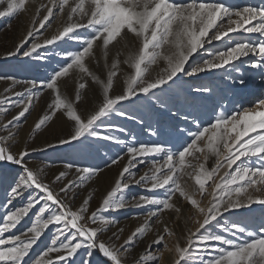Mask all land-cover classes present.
Listing matches in <instances>:
<instances>
[{"label":"snow or ice","instance_id":"snow-or-ice-1","mask_svg":"<svg viewBox=\"0 0 264 264\" xmlns=\"http://www.w3.org/2000/svg\"><path fill=\"white\" fill-rule=\"evenodd\" d=\"M30 2L36 0H0V5H4L0 18H15L27 11ZM54 9H57L55 13ZM42 11L44 15L41 17ZM54 18H63L62 27L50 38L36 42V33L46 25L50 26ZM241 31L259 34L260 39L232 44L225 40V37L231 40L230 33ZM29 39L33 40L30 47L21 52ZM73 41L76 50H62V66L53 69L49 77L39 82L41 89L51 90L52 99L47 105L48 111L33 129V132L40 130L59 114L70 125L66 137L29 150L20 145L18 133L10 128L25 118L33 100L39 99L40 93L33 92L38 87L37 81H24L28 87L20 92L12 91L11 87L5 89V92L21 97L18 101L0 96V114H7L13 107L20 109L6 123L0 122V164L20 169L6 189V204L11 205L27 194L24 206L6 210L0 219V264H29L26 257L53 225L56 226L53 238L31 260V264H75L78 254L81 264H91L94 253L105 258V264H160L165 252L170 254L171 264H264V217H261L257 230L247 222H220L224 214L234 210L264 206V98L257 99L250 107L229 111L226 107L217 108L218 102L225 97L222 90L209 84L201 83L186 92L183 104L175 94L169 95L181 74L199 77L218 69L230 68L227 78L241 86L246 83L245 72L257 70L250 79L259 76L264 85V0L258 5L245 6L229 5L223 0H71V3L70 0H47L37 6L26 38L6 55L14 57L19 53L32 57L36 54L37 58L46 59L40 57V49L57 42ZM213 41H224L225 47L207 52L205 44ZM113 49H116L114 55ZM201 49H205L206 56L193 59ZM242 57L250 59L242 61ZM236 61L248 67L242 71ZM90 62L98 67L102 65L104 78L90 69ZM121 64L130 69L122 76ZM73 73L77 74L74 100L63 95L60 87L61 80ZM232 73L238 76L234 78ZM118 76L121 85L116 92ZM86 78H91L98 86L97 102L85 105V111L81 112L76 105L88 88ZM0 79L18 83L13 77ZM140 98H145L151 106L167 107L173 118L179 116L187 126L176 129L175 134L183 139L177 151L165 143L137 144L135 137H131L132 143H127L99 130L115 128L110 123L115 116L135 119V115L129 117L122 110V105L125 101L134 103ZM197 100L213 104V114L206 124L191 110H185L194 108ZM172 108L176 111L172 112ZM151 134L156 135L154 131ZM89 138L124 145L128 160L96 209L90 210L93 195L88 194L73 210L72 201L77 195L74 190L83 188L103 169L68 163L65 170L55 175L51 182H46L44 169L29 167L26 157L30 151L73 147ZM149 157L152 158L151 167L137 179L132 168L145 163ZM121 159L122 156L113 158L111 165L118 164ZM209 160L212 161L211 167L206 166ZM186 169L193 171L187 172ZM221 170L223 175H220ZM73 173L74 178L69 179ZM186 176L194 179L192 191L184 183ZM216 176H220L219 182L215 181ZM53 184L60 186L57 189L52 187ZM132 184L152 193H159V190L163 193L126 199L125 192ZM177 195L189 205L188 211L192 215L183 221L184 244L177 239L169 247L165 237H175L176 233L163 223L161 217L165 211L175 213L176 220L184 215L182 205L174 200ZM205 196L210 197L207 205L204 204ZM37 206L38 211L27 229L20 234L5 236ZM129 206H152L146 213L145 223L137 227L123 244L119 243L122 228L113 232L107 241L101 240L100 236L118 223L104 213ZM152 218L155 220L149 223ZM152 224L162 225V232L150 242L143 255L129 259V247L151 231ZM189 224L194 225L195 230ZM217 227L219 231L215 230ZM152 245L162 247L152 249Z\"/></svg>","mask_w":264,"mask_h":264},{"label":"rangeland","instance_id":"rangeland-1","mask_svg":"<svg viewBox=\"0 0 264 264\" xmlns=\"http://www.w3.org/2000/svg\"><path fill=\"white\" fill-rule=\"evenodd\" d=\"M42 2L47 3V0H36L35 3L30 2L27 5V11L21 12L11 20H9L8 17L0 18V77H13L15 81L18 82L13 84V81L10 79H0V95H9L12 101H18L21 97L13 96L11 93L9 94L8 92H5V89L11 87L14 92L24 91L28 86L23 82L33 80L37 81L38 84V87L33 89V92L40 93L39 99L33 100L30 112L26 114V117L21 118L14 127L10 126L13 131L18 133L20 145L27 147L29 150L32 148H42L47 143H56L59 138L66 137L70 130L69 122L57 114V117L51 120L48 125L33 132L35 123L48 111L47 105L52 99L51 90L41 89L39 87V82L49 77L52 74L53 69H58L62 66L64 63L62 50H76V43L74 41L68 43L57 42L55 45L40 49V57H46V59H39L36 54H33L32 57H24L19 53L14 57H8L6 55L7 52L14 50L21 40L26 38L27 32L31 27L32 19L36 14V8ZM223 2L229 5L245 6L248 4L258 5L262 0H223ZM3 8L4 5H0V10H3ZM56 11L57 9H54V13ZM43 15L44 12L42 11L40 16L42 17ZM62 20L63 18L59 20L54 18L53 21L50 22V26L46 25L44 29H40L39 32L36 33V42H42L43 39L50 38L55 34V31L62 27ZM80 31L84 32V30ZM229 35L231 40H229L228 37H225V40L230 44L234 42L256 41L260 39L259 34L243 33L242 31L238 33H230ZM32 42L33 40L29 39L28 43L25 44V48L21 49V52L27 47H30ZM119 47L120 45H117V48ZM224 47V41H213L212 44H205L207 52L222 50ZM205 49L199 50L193 59L205 57ZM115 52L116 49H113L112 55H114ZM112 55H110V61ZM121 59H123V56ZM249 59V57L241 58L242 61H248ZM191 63L192 60L190 59L189 64ZM235 63L241 66L242 71L248 67L247 64H242L241 61H236ZM89 67L97 75H101V78L105 77V71L103 70L102 65L98 67L90 62ZM120 67L122 69L121 76L124 71H130L126 65L121 64ZM228 71H231V69L213 70L209 73L200 74L199 77H187L181 74L180 77H178V83L173 85L169 95L175 94L176 99L183 104L186 92H190L193 87L199 86L201 83L209 84L222 90L225 97L218 102L217 108L226 107L229 111L233 108L250 107L258 98H264V85L261 84L259 76H256L255 79H250L257 70L248 69V71L245 72L246 83L243 86L229 80L227 78ZM232 75L234 78L238 76L237 73H232ZM86 79L88 81V88L84 90L83 99L76 105L78 111L81 112L85 111V105H94L97 102L96 94L98 86L91 81V78ZM120 85L121 79L118 76L115 82L116 92H119ZM60 87L63 95L74 100L77 88V74L73 73L69 77L62 79ZM26 96L27 93H25V97ZM189 99H191V97H189ZM19 110V108L13 107L7 114H0V122L6 123L8 120L16 116ZM122 110L127 112L129 117L135 115V119L115 116L110 121L111 124L115 125V128L111 130L101 128L99 130L104 134L125 140L127 143L133 142L131 137L136 138L135 142L137 144L165 143L167 146L171 147L173 151H177L183 143V139L178 137L175 132L177 127L183 129L187 126L180 120L179 116L173 118L167 107H161L158 104L151 106L145 98H140L134 103H129L127 101L123 102ZM185 110H191L194 116H199L202 122L206 124L213 114V104L204 100H197L194 108H186ZM175 111L176 109L172 108V112ZM153 131L156 135L151 134ZM125 151L124 145L117 144L114 141L89 138L83 144L76 143L73 147L61 146L50 148L46 151H30V155L26 157V159L28 160L29 167L33 169H44L43 178L46 182H51L55 175L60 171L65 170V165L68 163H75L80 166H99L102 168L103 171L99 176L94 177L83 188L74 190L77 192V195L72 201L73 210L80 205L82 200L88 194L93 195V199L90 202V210H94L101 203L102 197L108 190H110L114 180L118 177V173L126 165L128 156L125 154ZM121 156L123 159H121L118 164L111 165V160L113 158ZM151 159L152 158L149 157L145 160V163L138 164L136 167L132 168V171L137 173V179L151 167ZM156 159L160 160V157H156ZM202 160L203 157L201 156V162ZM192 162L197 163L195 160H192ZM211 165L212 162L208 161L206 166L211 167ZM186 171L192 172L193 170L186 169ZM19 173L20 169L18 166L0 164V219H2L6 210L19 208L26 203L27 194L23 198L14 200L11 205L6 204V189L8 188V185L12 183L13 178ZM220 175H223L222 170ZM74 176L75 174L73 173L70 174L68 178L73 179ZM214 179L216 182H219L220 176H216ZM184 183L189 191L193 190L195 186L194 179L186 176L184 178ZM59 186V184L52 185V187L57 189ZM211 191L212 189L209 188V192ZM162 193L163 190H159V193H152L142 186L132 184L130 188L126 190L125 198L131 199L132 197H139L140 195L151 196L153 194ZM197 199H200V197L197 196ZM209 199V196L204 197L205 205H207ZM174 200L178 205H182L184 215L180 220H176L175 213L173 212L165 211L162 214L161 219L163 220V223L167 224L176 233L175 237H165L169 247L176 243L177 239H179L181 245L184 244L183 235L185 229L183 227V221L186 216L192 215V212L188 211L189 205L186 202H182L178 195ZM151 207L152 206H145L138 208L129 206L119 211L104 213V215L113 218L118 221V223L115 227H110L108 232L102 234L100 239L107 241L108 238L112 236L113 232L122 228L124 231L120 236L119 243L123 244L137 227L145 223L146 213ZM38 208L39 206H37L28 217H25L15 230L6 233L5 236L20 234L27 229L33 222ZM261 217H264V206L253 205L251 210H234L233 212L224 214V216L220 218V222L223 224L233 221L247 222L253 230H257ZM154 220L155 218H152L149 223H152ZM188 226L195 230L194 225L189 224ZM55 227V225L51 226L33 247L29 257H26L29 264H31L32 259L36 258L49 245L54 236ZM162 227L163 226L160 224H152V230L146 233L144 237L137 239L134 245L129 247V252L127 253L129 259L133 256L143 255L144 250L150 242L156 239L158 233L162 232ZM215 230L219 231V228L217 227ZM158 247L162 246L152 245V249ZM75 264H81V256L79 254L75 258ZM91 264H105V258L98 253H94ZM160 264H171V257L168 252L164 253Z\"/></svg>","mask_w":264,"mask_h":264},{"label":"bare ground","instance_id":"bare-ground-1","mask_svg":"<svg viewBox=\"0 0 264 264\" xmlns=\"http://www.w3.org/2000/svg\"><path fill=\"white\" fill-rule=\"evenodd\" d=\"M10 94V93H9ZM1 96V95H0ZM9 96V95H8ZM258 99H260V98H258ZM210 162H212L211 160H209ZM222 172H223V170H222Z\"/></svg>","mask_w":264,"mask_h":264}]
</instances>
